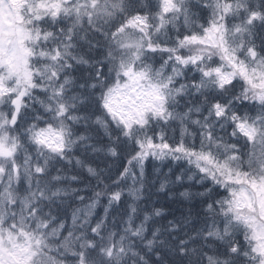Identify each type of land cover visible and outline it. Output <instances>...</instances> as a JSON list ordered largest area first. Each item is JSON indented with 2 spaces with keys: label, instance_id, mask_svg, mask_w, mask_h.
<instances>
[{
  "label": "snow or ice",
  "instance_id": "1",
  "mask_svg": "<svg viewBox=\"0 0 264 264\" xmlns=\"http://www.w3.org/2000/svg\"><path fill=\"white\" fill-rule=\"evenodd\" d=\"M0 264H264V0H0Z\"/></svg>",
  "mask_w": 264,
  "mask_h": 264
},
{
  "label": "trees",
  "instance_id": "2",
  "mask_svg": "<svg viewBox=\"0 0 264 264\" xmlns=\"http://www.w3.org/2000/svg\"><path fill=\"white\" fill-rule=\"evenodd\" d=\"M163 171H164L165 173H167L168 169L165 167V168L163 169ZM149 172L151 173V167H149ZM159 196H160V199H159L158 201H156V202H157L158 204L165 203L166 201H165V199H164V194L161 193V194H159ZM154 200H155V197H154ZM72 207H75V205H73ZM71 211H72V208H71V207H65V208L62 210V212H61V215H62V216H67V217H68V223H69V224H71ZM96 211H97L98 213H100V214L103 213V209L100 208V207H98V208L96 209Z\"/></svg>",
  "mask_w": 264,
  "mask_h": 264
}]
</instances>
